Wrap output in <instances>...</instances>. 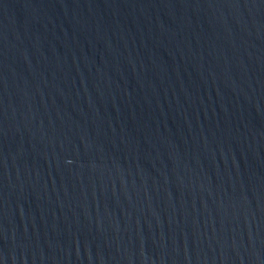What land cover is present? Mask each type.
<instances>
[{
  "label": "water",
  "instance_id": "obj_1",
  "mask_svg": "<svg viewBox=\"0 0 264 264\" xmlns=\"http://www.w3.org/2000/svg\"><path fill=\"white\" fill-rule=\"evenodd\" d=\"M0 264H264V0H0Z\"/></svg>",
  "mask_w": 264,
  "mask_h": 264
}]
</instances>
